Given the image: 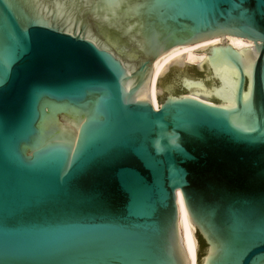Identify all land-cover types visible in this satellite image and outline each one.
Instances as JSON below:
<instances>
[{
  "label": "water",
  "instance_id": "95a60500",
  "mask_svg": "<svg viewBox=\"0 0 264 264\" xmlns=\"http://www.w3.org/2000/svg\"><path fill=\"white\" fill-rule=\"evenodd\" d=\"M179 194L264 264V0H0V264H191Z\"/></svg>",
  "mask_w": 264,
  "mask_h": 264
},
{
  "label": "bare ground",
  "instance_id": "6f19581e",
  "mask_svg": "<svg viewBox=\"0 0 264 264\" xmlns=\"http://www.w3.org/2000/svg\"><path fill=\"white\" fill-rule=\"evenodd\" d=\"M226 38L230 45H232L235 49L240 50L243 47H249L254 46V41L248 40L247 38L241 37V36H234V35H225L221 37H215L210 38L207 40H203L194 44L190 45H178L175 46L173 49H171L169 52L161 55L157 61V66L153 72L152 78H151V84H150V97L153 105L156 108L158 107L157 97H156V82L157 78L159 76V73L163 66L172 58L176 57L177 55L183 54L186 52V56L184 58V62H187L189 64H198L201 61H203L207 53L206 52H194L193 50L196 48H199L201 46L210 44L212 42L221 40ZM179 204H180V214L183 224V234H184V243L186 248L191 253V264H197V256H196V249H197V242L194 238V235L192 233L191 226L189 224L186 208L182 199L181 194H179Z\"/></svg>",
  "mask_w": 264,
  "mask_h": 264
},
{
  "label": "trees",
  "instance_id": "16d2710c",
  "mask_svg": "<svg viewBox=\"0 0 264 264\" xmlns=\"http://www.w3.org/2000/svg\"><path fill=\"white\" fill-rule=\"evenodd\" d=\"M199 241L201 243V246H203L204 245V241H203V239L201 237H199ZM198 255H199V257H201V252H198Z\"/></svg>",
  "mask_w": 264,
  "mask_h": 264
}]
</instances>
